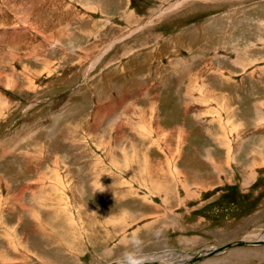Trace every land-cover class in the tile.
Returning <instances> with one entry per match:
<instances>
[{
    "label": "rangeland",
    "instance_id": "374dc122",
    "mask_svg": "<svg viewBox=\"0 0 264 264\" xmlns=\"http://www.w3.org/2000/svg\"><path fill=\"white\" fill-rule=\"evenodd\" d=\"M96 1L0 0V97L4 100L0 112L5 109L0 113V264H118L124 262L125 254L142 263L167 252L186 254L180 261L185 263L189 260L185 256L238 241L255 242L264 233V176L240 184L237 163L244 156L258 162L252 168L264 173V0H115L118 5L126 2L118 8L110 7L116 2ZM124 9L130 12L129 20L125 19L128 23L121 18ZM95 19L103 22H87ZM187 30L199 32L198 49L193 50L192 43L178 51L172 44L167 49L166 41H173L172 36L182 34L183 41L190 42L191 37H185ZM119 38L123 43L115 40ZM107 46L111 48L106 52ZM239 53L246 67H233L226 60ZM95 58L98 62L94 64ZM175 63V71L188 66L190 73L177 78L172 68ZM209 66L214 69L206 70ZM164 72L165 87L153 82L160 81ZM128 76L137 81L132 87L127 84ZM216 77H245L246 97L231 98L241 101L244 109L224 98L216 99L213 93L218 92L208 82ZM193 85L199 93L186 99L184 94ZM145 86L154 92L145 96ZM249 89L257 94L253 100ZM178 95L183 97L178 104H183V117L191 131L163 133L156 126L162 128L160 121L164 124L165 120L175 123L172 113ZM148 97L158 111L161 101L163 117L145 108L143 99ZM142 108L144 126L129 125L131 114L135 116L136 109ZM66 111L69 117L68 113L55 121V115ZM96 111H101L97 116L101 127L95 123ZM112 115L117 126L114 133L112 129L103 132ZM122 127L124 132H133L115 140ZM217 127L222 130L219 134ZM72 128L80 130L77 134L83 140L79 145L89 146L81 157V147L70 146L65 139ZM207 128L206 135L213 140L203 139ZM197 133L203 136L202 144ZM133 137L164 142L169 162L155 166L151 159L143 168L141 158L146 155L137 156L142 162L136 166L142 172L130 176L144 178L133 180L118 170V164L101 166L105 152H113L106 147L110 142L120 145L126 159V149L132 145L124 149V140L133 141ZM244 137L246 143L241 147ZM156 150L162 155L159 146ZM117 156L115 161L121 159ZM93 160L100 162L103 171ZM52 166L61 168L64 179L53 176L52 180ZM90 166L98 175L87 178ZM153 166L163 170L150 173ZM42 171L50 180H42L36 195L28 188L30 182L21 188L17 184L18 178L23 181V173L33 181ZM90 182L96 190L89 187ZM81 185L85 195L70 202L73 188ZM152 189L166 192L156 194ZM131 191L135 197L128 201ZM60 197L67 198L65 206ZM62 221L65 228L60 229L57 225ZM97 222L107 229H99ZM122 223L127 225L119 229ZM25 234L36 237L27 240ZM89 237L99 238L94 247ZM193 264H264V246L232 248Z\"/></svg>",
    "mask_w": 264,
    "mask_h": 264
},
{
    "label": "crops",
    "instance_id": "0c3cea01",
    "mask_svg": "<svg viewBox=\"0 0 264 264\" xmlns=\"http://www.w3.org/2000/svg\"><path fill=\"white\" fill-rule=\"evenodd\" d=\"M94 1H96V0H94ZM97 2V1H96ZM108 2L109 3H115L116 1L115 0H108ZM116 6L114 7V6H112V5H110V7L111 8H118V7H120V6H124V5H126V2L125 1H122V4H120V5H118V1L116 2ZM84 6H85V4H83ZM86 5H87V3H86ZM93 6H95L94 8L97 10V8L99 7V6H97L95 3H94V5ZM123 11H125V12H123L122 13V20L123 21H125V19H127V20H129V18H127V15H129L130 14V12L129 11H126L125 9L123 10ZM87 22H89V23H99V24H101L102 22H103V20L101 19H95V20H88ZM101 22V23H100ZM125 23H128V21L126 22L125 21ZM116 28H119V27H117L116 26ZM187 29V28H186ZM188 32H193V33H195V31H193V30H187L185 33H188ZM208 32V31H207ZM197 33H199V32H196L195 33V35H199V34H197ZM205 34H206V32L205 33H203V37L205 38L206 36H205ZM91 35V32H88L87 33V36H90ZM194 34H190V35H185V36H190L191 37V39H190V42H184L183 41V36H182V34H181V36L180 35H176V36H172V37H170L171 39L173 38V41H171V44L173 45V47L178 51L179 50V48L180 47H183L184 45H186V44H188V43H192V45H193V50H196V49H198V47H199V40H200V38H201V36H195ZM128 38V36H125V38ZM158 39V37H156L155 36V40H157ZM161 39V38H160ZM165 39H169V38H165ZM189 39V38H188ZM116 41H119L120 43H123V38H119V39H115ZM112 41H114V40H112ZM115 41V42H116ZM179 41V43H180V45H178L176 42H178ZM114 42V43H115ZM195 42V43H194ZM111 43V42H110ZM110 43L108 44V46L110 45ZM113 43V44H114ZM125 44H127V43H125ZM184 44V45H183ZM108 46L104 49V50H106V52L111 48V47H109L108 48ZM167 49H171L170 47H168ZM181 51H182V49H180ZM192 50V51H193ZM100 53H102V52H100ZM102 54H104V53H102ZM101 54V55H102ZM239 54H241V55H239V56H237L236 57V55L234 56V58H231L230 56L226 59L228 62H229V64L231 65V66H235V65H237V67L238 68H243V67H246V62L244 61V59H242V57H243V54L242 53H239ZM191 55H195V54H191ZM144 58V57H143ZM200 59H199V56H198V58L196 59V61H199ZM212 62H214L213 60H211ZM94 64L95 63H97L98 62V60H96V58L94 59V61H92ZM203 63V62H202ZM109 64V63H108ZM93 65V64H92ZM204 65V64H203ZM206 65V64H205ZM94 66V65H93ZM105 66H107V64L105 65ZM148 67L150 66V64H148L147 65ZM198 68H199V66H198ZM102 69V68H101ZM108 69H110V70H112V71H114V68L113 67H109ZM208 69H214L213 67H211V66H209L206 70H208ZM201 71L203 70V68H201L200 69ZM131 74H133V72L131 73ZM204 74V73H203ZM203 74H200V75H202V77H203ZM108 75V74H107ZM163 77H162V79L160 80V81H156V79L153 81V82H156V84H158V85H163V87H165L166 86V84H167V82H166V72H164L163 74ZM104 77V76H103ZM131 76H128V82H127V84L129 85V86H134L136 83H137V81L136 80H134V79H131L130 78ZM246 77V76H245ZM245 77L244 78H228V77H216V78H210V80L211 81H209L208 80V82H210L209 84H211L212 85V88H213V90H217V92L218 93H213V94H215L214 96H216V99L217 100H220L221 98H224V100H228V102H229V104H233L232 106H234V107H241V109H244V104H243V106H242V104H241V101H238V102H233L232 100H231V98L233 97H235V98H239V100H242V98H245L246 97V94L249 92L248 90H247V82H246V79H245ZM169 78H171V77H167V79H169ZM109 79V78H108ZM127 79V78H126ZM126 79H125V81H126ZM182 79V78H181ZM202 79V78H201ZM108 81H112V80H108ZM253 82V81H252ZM253 84V83H252ZM218 86V85H220L221 87H214V86ZM177 86V84L175 85V87ZM148 86H145V90H146V94H145V96H149L151 93H153V92H151L150 90H148V88H147ZM256 88V87H255ZM144 89V88H143ZM192 89V90H191ZM198 86H195V85H193V86H191V87H189V89L186 91V93L184 94V97L187 99V96L189 97V96H192L193 95V93H199V91H198ZM257 89V88H256ZM232 90V91H231ZM250 90V96H251V98H252V100L254 99V98H256L257 97V94L253 91V90H251V89H249ZM162 91H165V88L162 90ZM171 94V93H170ZM175 94H178L177 92L175 93ZM232 95V96H231ZM180 96L181 95H178V98L176 97V109H174L173 110V116L175 117V120H176V118H177V120L175 121V123H173V125H170V124H167V120H165L164 122V124H162V122L160 121V126L162 127V128H160L158 125L156 126V129H158V130H160L161 132H163V133H167V132H170V131H176V132H185L186 133V131H188V132H190L191 130H190V128H191V126L189 125L190 124V122H189V124H188V122H186L187 120H185L184 119V117H183V111H184V108H183V104L182 103H180V105L178 104V102H179V100L181 99V100H183V97H181L180 98ZM151 97V96H150ZM150 97H148L147 99H143V101H145L146 103H145V108H149V110L151 111V112H155L156 111V114H155V116H157V117H163V115H162V112H163V110H161V108L162 109H164V105H162L161 104V101H162V98L164 97V94L160 97V104H159V107L161 106V108H160V110L158 111V110H156V108H155V104L156 103H152L151 102V100H150ZM231 102H233V103H231ZM133 104V103H132ZM134 106L135 107H137L135 104H134ZM140 107H142L141 105H139ZM180 106V107H179ZM246 106V105H245ZM145 108H142V110H138V109H136V112H137V114L134 116V115H132L131 114V116H132V118L134 119V118H136V120L135 121H133V122H135V123H138L139 125H141V126H144V124L142 123V121L140 120V113H144V110H145ZM183 108V109H182ZM130 115V114H129ZM231 115V114H230ZM165 116V115H164ZM232 116V115H231ZM132 119V120H133ZM128 125V124H127ZM130 125V124H129ZM218 128V127H217ZM216 130H218V134L219 133H221V131L219 130V128L218 129H216ZM205 132H207V133H204L203 132V134H204V138H203V136H200V133H197V135L196 136H198V139H199V142H201V139L203 138L204 140H206V141H208V139H212V137H209V135H206V134H208L209 132H210V130L207 128L206 130H205ZM171 138L172 137H170L169 138V141L171 142ZM244 139V140H243ZM243 139H240V142H242L243 144H242V146L241 147H243L244 145H245V143H246V138L244 137ZM254 139V141H256V139L257 138H252L251 140H253ZM138 140H140V139H136V137H133V141L132 140H124V149H126V148H128L130 145H132L131 146V148L130 149H126L127 150V155H125L124 157H126V159H123V154H122V150H121V147H120V145L119 144H117V143H114V144H111V142H110V146L108 145V146H106V147H110L111 149H113V152L110 154V155H107V153L105 152V154L103 155V157L105 158V160H103L104 161V164L103 165H101V166H106V164H108L109 162L111 163V164H118L120 167L118 168V170H120V172L122 173V174H124L126 177H128L129 179H131V180H133V179H143L142 177H134V176H130V175H133V174H139V173H141L142 172V169L140 168V167H138V166H136V163H138V162H142L141 160H139V161H137L138 160V157L137 156H142V155H146V156H144L143 158H141V159H143V161H144V164H143V168H145V167H147L148 165H146L148 162H147V160L149 161V160H151V159H153V165H162V163H167V162H169L167 159H168V151H167V153H165V150H167V148L168 147H164L165 145H164V142H157V141H155V142H151V141H138ZM213 140V139H212ZM219 140L220 139H218V145H219ZM250 140V141H251ZM138 141V142H137ZM215 142H216V138H215ZM160 144H161V146H160ZM200 144H202V142L200 143ZM158 146H159V148H161V150H162V155H161V153L158 151V150H156L157 148H158ZM149 148H153L154 149V151H148V152H142L141 150L142 149H149ZM163 148H164V150H163ZM135 149H139L140 151L139 152H137ZM170 152V151H169ZM115 153V154H114ZM117 153L118 154H120L121 155V159L120 160H118V161H115L116 160V157L118 158V156H117ZM114 154V155H113ZM109 157V158H108ZM112 160H111V159ZM107 161V162H106ZM131 161H135V162H131ZM170 162H171V160H170ZM100 164V163H99ZM149 164V163H148ZM259 163L258 162H256V161H251L250 159H247L246 157H244V156H241V157H239V159H238V163H237V166H239L238 167V172L240 173V178H239V183L240 184H243V181H250V182H252L253 180H255V181H258L259 179H260V177H262V176H264V173H260V171H258L257 169V167H255L254 169L252 168V166L254 165V166H257ZM248 165H251V167H247L246 168V166H248ZM155 166H153L154 168L153 169H150V170H152V171H150V173L151 172H155V173H159L160 171H162L163 169H158L157 167H155ZM220 166V165H219ZM151 167H152V165H151ZM164 172V171H163ZM223 172H226L225 170L223 171ZM105 173V172H104ZM110 174H112V176H113V173L111 172ZM23 176H24V178H23V181H21V179H17V184L20 186V188L22 187V186H24V184L28 181V182H30V184H32L33 183V181H32V179H29V177L26 175V174H24L23 173ZM207 177V176H206ZM252 177V178H251ZM149 179H153V177H148ZM209 178H211V177H207V179H209ZM213 179H214V177H212ZM7 179V178H6ZM105 180H106V178H104ZM146 179H147V177H146ZM8 180V179H7ZM122 180H124L123 178H122ZM32 182V183H31ZM32 185H34V184H32ZM8 186H10V185H8ZM156 194H159V193H162V192H166L165 190H159V189H152ZM131 197H135L134 196V194L132 193V191H131V193H128V196H127V198H128V201H132L131 200ZM142 201V200H141ZM141 201H138L139 203H141ZM134 203V202H133ZM129 212V211H128ZM100 218H102V217H99V220H100ZM63 222L64 221H62V222H59L58 223V225H57V227L58 228H60V229H63V228H65L64 226H63ZM99 222V221H98ZM98 222H97V226H99V229H102V230H106L107 228L105 227V226H103L102 224H98ZM108 225V224H107ZM124 225H127V224H124V223H122V225H121V227L119 228V229H122V227L124 226ZM111 226V225H110ZM54 229V228H53ZM111 229H112V226H111ZM119 229H116L117 231H119ZM49 231H50V227H49ZM84 232H86V231H84ZM56 234H57V232H56ZM67 234H68V232H67ZM26 235V237H27V234H25ZM58 235V234H57ZM85 235V234H84ZM113 235V234H112ZM114 235H115V233H114ZM47 236H49V235H47ZM95 236H97V235H95ZM121 236V235H120ZM36 236H34V237H27V240L28 239H32V238H35ZM44 236H42L41 238H43ZM62 238H63V240H66V239H68V237L67 236H62ZM66 238V239H65ZM101 238V237H100ZM99 239V238H98ZM98 239H92V237H89V240L90 241H92L91 242V244H92V246L94 247L95 245H96V243H97V240ZM125 241H127L126 239H125ZM48 242H49V239H48ZM119 243L120 244H123V242L122 241H120L119 240ZM1 244V243H0ZM2 248V247H1ZM93 249H95V248H93ZM77 251H78V248L76 249ZM64 253H66L65 252V250L63 251ZM110 254V253H109ZM108 255V254H107ZM148 256V255H147ZM75 258V257H74Z\"/></svg>",
    "mask_w": 264,
    "mask_h": 264
},
{
    "label": "bare ground",
    "instance_id": "6f19581e",
    "mask_svg": "<svg viewBox=\"0 0 264 264\" xmlns=\"http://www.w3.org/2000/svg\"><path fill=\"white\" fill-rule=\"evenodd\" d=\"M174 9V8H173ZM214 25V24H213ZM218 33V32H217ZM190 34V32H188V33H185V35H189ZM207 34H205V36H206ZM224 35V34H223ZM196 36V35H195ZM185 37H187V36H185ZM187 38H189V37H187ZM202 39L204 40V37H202ZM206 39V38H205ZM211 43V42H210ZM214 43V42H213ZM166 44L170 47V45H171V42H167L166 41ZM184 45V44H183ZM190 45H191V43H188V44H186V45H184L183 46V48H190ZM201 45H203L202 43H201ZM200 45V46H201ZM212 47V46H211ZM200 48H202V46L200 47ZM205 48H206V46H205ZM187 51H189V50H187ZM175 60V59H174ZM195 60V59H194ZM179 61V60H178ZM174 62V61H173ZM180 63V62H179ZM183 63V62H182ZM189 65V64H188ZM184 66V65H183ZM172 67V66H171ZM176 67H177V63H175L174 64V67H172L173 68V70H174V74H176L175 76L178 78L179 76L181 77V74L183 75V74H185V75H187L188 73H190V71H191V69L189 70V67L187 66L186 68L185 67H183V68H181V71L178 73L177 71H175L176 70ZM173 72V71H172ZM197 85V84H196ZM192 90V89H191ZM3 103H4V100H3V96L2 97H0V106H2L3 105ZM103 104V103H102ZM135 107V106H134ZM134 107H132V108H134ZM119 108V107H118ZM1 109H3V108H1ZM5 110V109H4ZM3 110V111H4ZM3 111H1V112H3ZM0 112V113H1ZM101 111H96V115H95V123H96V125H97V127H101L102 125H99V124H97V121L99 120V117H98V119H97V116H98V114L100 113ZM68 113H69V115H68ZM2 114V113H1ZM65 114H67L68 116L67 117H69L70 115H71V113L70 112H68V111H66V112H62V114H59V116H54V119H55V121H57V122H59V120L61 121V119L64 117V115ZM115 114V113H114ZM113 114V115H114ZM206 114V113H205ZM111 116L110 117V119H109V121H106L107 122V124H106V127L104 128V129H102L103 130V132H106V130H108V129H112L111 131H110V133H114V128H115V126H116V118H113L112 119V117H114V116ZM116 115H117V113H116ZM100 116V115H99ZM116 117V116H115ZM57 119V120H56ZM112 119V120H111ZM91 121V120H90ZM110 121H112V124L110 123L109 124V122ZM57 122H55V123H57ZM105 122V123H106ZM134 122L132 121V120H128V124H133ZM214 123V122H213ZM62 124V123H61ZM124 124V123H123ZM136 124V123H135ZM208 124V123H207ZM63 125H64V122H63ZM127 124L125 123V126H126ZM67 126V125H66ZM127 126H129V125H127ZM134 126V125H133ZM117 127V126H116ZM123 127H124V125H123ZM122 127V128H123ZM56 128V127H55ZM128 128V127H127ZM128 129H130V128H128ZM127 129V130H128ZM26 130V128H24V130H22V132H24ZM116 130V129H115ZM68 132H69V134H68V136H67V138H65L66 140H68L69 141V143H70V146H75L76 144V146H80L79 145V143L80 142H82V140L83 139H81L80 138V136L77 134V133H79L80 132V130H77V129H74V128H72V129H68L67 130ZM75 132V133H74ZM130 132L132 133L133 132V130H130V131H125L124 132V128L123 129H118V131H117V139H115V140H118L119 138L121 139V137L126 133H128V134H130ZM142 132V131H141ZM143 133V132H142ZM137 135V137H139V136H141V134H136ZM130 136V135H129ZM92 138H93V136H92ZM91 138V139H92ZM107 138V137H106ZM93 140V139H92ZM94 141V140H93ZM93 143H95V145L97 146V142L95 141V142H93ZM69 145V144H68ZM81 147V146H80ZM89 147V146H88ZM88 147L85 145V146H83V147H81V149H82V151L81 150H78V156L79 157H81L83 154H84V152H87V151H89L88 150ZM99 148V147H98ZM26 152V151H25ZM76 152V151H75ZM90 153V152H89ZM88 153V154H89ZM26 154V153H25ZM49 155V154H48ZM106 155V154H105ZM110 155V154H109ZM209 155V154H208ZM87 156V155H86ZM202 156V155H201ZM51 157V156H50ZM87 158V157H86ZM90 157H88L87 159H89ZM93 158V157H92ZM92 158L90 159V160H92ZM99 158V157H98ZM109 158V157H108ZM0 159H2V156H1V153H0ZM111 159V158H110ZM46 160V159H45ZM95 160V159H94ZM93 160V162H95ZM98 160V159H97ZM112 160V159H111ZM51 161V160H50ZM89 161V160H88ZM46 162V164H47V161H45ZM55 162H57L58 164H59V162H58V160L57 161H55ZM107 162V161H106ZM97 165H98V167L100 168V170L101 171H103V169H102V167L101 166H99V161L97 162H95ZM85 165V164H84ZM86 165H87V163H86ZM103 165V164H102ZM93 167L95 166V164H93L92 165ZM92 166H90V168H89V171H88V175H87V178H88V176L90 175V177L92 178V177H94V175H98V172H93L92 171ZM64 167V166H63ZM104 167V166H103ZM95 168V167H94ZM219 168V167H218ZM217 168V169H218ZM43 169L45 170V171H48V168L45 166V167H43ZM53 169H54V172H52V173H50L51 174V177L53 178V176H56V179L55 180H58V181H60V180H62V178L64 179V174H61L60 172H61V168L60 167H57V168H55V166H52L51 167V170L53 171ZM45 171H42V172H40V173H36V175H39L40 176V178L39 179H37V180H33V183L32 184H34V185H32V184H29V185H31L32 187H28V188H32L33 190H31V191H33V192H35V193H33V195H36V191H37V186H41V185H43V183H42V180H50L48 177H47V175L45 176L44 174H42L43 172H45ZM109 171V170H108ZM47 173V172H46ZM106 173H108V172H106ZM87 174V173H86ZM85 174V175H86ZM99 176H101V175H99ZM86 177V176H85ZM84 177V180L86 179ZM91 178H90V180H91ZM5 180V179H4ZM52 180H54V178L52 179ZM47 184H49L48 182H46ZM67 185V184H66ZM94 184H92L91 182H90V185H89V187L93 190H96V186H95V188H94V186H93ZM96 185V184H95ZM33 186H35V188L33 187ZM47 186V185H46ZM51 186H52V184H51ZM55 186V185H54ZM98 187V186H97ZM156 187H159L158 185H156ZM6 188V187H5ZM27 188V189H28ZM84 188V187H83ZM58 189V188H57ZM60 189V188H59ZM69 189V188H68ZM74 190H72V192H71V196H70V202H71V199H72V201H74V202H77V199H79V198H81V197H83L85 194H84V189H82V185L81 186H78V187H76V189L75 188H73ZM71 190V189H70ZM12 191L14 192H16V187L15 186H13L12 185ZM61 191V190H60ZM77 191V192H76ZM12 192V193H13ZM54 192V191H53ZM56 192V191H55ZM57 193H59V192H57ZM14 194V193H13ZM23 194V193H22ZM64 194V193H63ZM138 194V193H137ZM15 196V195H14ZM57 196V195H56ZM79 198H78V197ZM24 196H22V198H23ZM137 197V196H136ZM1 196H0V200H1ZM13 199H15V198H17V197H12ZM61 198V197H60ZM20 200H22V199H20ZM31 200V199H30ZM62 203H63V201L65 200H67V198L65 199V198H61V199H59ZM10 201V200H9ZM17 201V200H16ZM19 201V200H18ZM1 202V201H0ZM67 202V201H66ZM80 202V201H79ZM2 203V202H1ZM20 203H21V201H20ZM77 204V203H76ZM82 204V203H81ZM63 205H64V203H63ZM62 205V206H63ZM65 206V205H64ZM75 206V205H74ZM71 207V206H70ZM78 207V206H77ZM76 206H75V208H77ZM68 208V207H67ZM55 209V208H54ZM64 209V208H63ZM74 209V208H73ZM82 209V208H81ZM91 210V209H90ZM72 211V210H71ZM80 211V210H79ZM78 211V212H79ZM12 212V211H11ZM24 212V211H23ZM53 212V211H52ZM69 212V211H68ZM75 212V211H74ZM61 213V212H60ZM87 213V212H86ZM58 214V213H57ZM75 214H76V212H75ZM91 214V213H90ZM94 214V213H93ZM89 215V214H88ZM3 216V215H2ZM56 217H57V215H55ZM79 216H81V214H79ZM36 217V216H35ZM88 217V216H87ZM82 218V217H81ZM25 219V218H24ZM28 219V218H27ZM57 219V218H56ZM88 219V218H87ZM67 220V219H66ZM89 220V219H88ZM21 221V220H20ZM31 221H33V220H31ZM35 221V220H34ZM33 221V222H34ZM61 221V220H60ZM52 222V221H51ZM75 222V221H74ZM33 224V223H32ZM35 224V223H34ZM37 224V223H36ZM40 224V223H39ZM30 225V224H29ZM64 225V224H63ZM87 225H88V223H87ZM86 225V226H87ZM35 226H37V225H35ZM84 227H85V225H84ZM83 227V228H84ZM76 228H77V226H76ZM87 229V228H86ZM84 230V229H83ZM82 232V231H81ZM59 233V232H58ZM75 233V232H74ZM84 234H86V233H84ZM13 235V234H12ZM16 235V234H15ZM66 235V234H65ZM96 237V236H95ZM11 238V237H10ZM66 239V238H65ZM79 242V241H78ZM238 242H241V241H238ZM242 242H244V243H247L246 245H243V246H231L230 248H227V249H224L225 248V246H223V247H221V248H213V249H210V250H215V251H218L216 254H218V253H222V252H225V251H227V250H229V249H232V248H236V247H251V246H264V245H259V242H264V233L263 234H261V237L259 238V239H257L255 242H252V243H249L248 241H242ZM17 243V242H16ZM235 243H237V242H235ZM234 243H231V245H233ZM3 245V244H2ZM230 245V244H229ZM11 247V246H10ZM203 252V251H202ZM202 252H199V253H195V254H193V256L192 255H190V256H185L186 258H188L189 260H186V262L185 263H180V261H181V259H182V257H184L183 255H186V254H174L173 252H167V253H163V254H161V255H158V256H153V260H154V263L156 262V264H158L159 262V264H163L164 262V264H186V263H188L189 261H191V260H193L194 261V259L195 258H201V257H203V256H205L206 255V251L204 252V253H202ZM215 254V255H216ZM1 256V255H0ZM3 256V255H2ZM211 256H213V255H211ZM211 256H206V257H211ZM146 257V256H145ZM148 257V256H147ZM206 257H204L203 259H205ZM202 259V260H203ZM145 260H147V258L145 259ZM152 259H148L147 260V262H142V263H140V264H151V262L153 261ZM192 261V262H193ZM181 262H183V261H181ZM118 264H124V262H119ZM188 264H190V262L188 263Z\"/></svg>",
    "mask_w": 264,
    "mask_h": 264
},
{
    "label": "water",
    "instance_id": "95a60500",
    "mask_svg": "<svg viewBox=\"0 0 264 264\" xmlns=\"http://www.w3.org/2000/svg\"><path fill=\"white\" fill-rule=\"evenodd\" d=\"M247 243H244V242H237V243H234L233 245H229V244H227V245H225V248L224 249H227V248H230L231 246H243V245H246ZM259 245H264V242H259ZM205 251H203L202 253H204ZM207 253H206V255L205 256H203V257H201V258H195L194 259V261L192 262V260H191V262H190V264H193V263H197V262H199V261H201L204 257H206V256H211V255H215L218 251H215V250H208V251H206Z\"/></svg>",
    "mask_w": 264,
    "mask_h": 264
},
{
    "label": "clouds",
    "instance_id": "9594fccd",
    "mask_svg": "<svg viewBox=\"0 0 264 264\" xmlns=\"http://www.w3.org/2000/svg\"><path fill=\"white\" fill-rule=\"evenodd\" d=\"M124 264H140V261L133 258V256L131 254H125Z\"/></svg>",
    "mask_w": 264,
    "mask_h": 264
}]
</instances>
